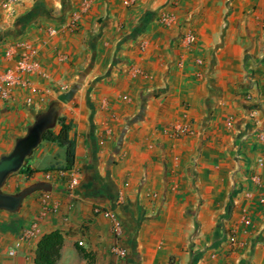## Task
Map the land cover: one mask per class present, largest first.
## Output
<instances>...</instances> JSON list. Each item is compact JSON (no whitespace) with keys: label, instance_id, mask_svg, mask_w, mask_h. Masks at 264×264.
Listing matches in <instances>:
<instances>
[{"label":"crops","instance_id":"obj_1","mask_svg":"<svg viewBox=\"0 0 264 264\" xmlns=\"http://www.w3.org/2000/svg\"><path fill=\"white\" fill-rule=\"evenodd\" d=\"M6 2L0 74L21 59L41 67L18 72L0 98V156L62 102L76 159L44 171L65 164V148L43 141L27 164L37 172L9 177L10 193L52 189L0 210V264H37L55 230L65 235L58 264L88 263L77 243L92 264H264V0ZM177 122L194 131L166 132ZM32 223L38 232L22 236Z\"/></svg>","mask_w":264,"mask_h":264},{"label":"water","instance_id":"obj_2","mask_svg":"<svg viewBox=\"0 0 264 264\" xmlns=\"http://www.w3.org/2000/svg\"><path fill=\"white\" fill-rule=\"evenodd\" d=\"M71 97V93L63 96L66 101ZM64 104L56 102L50 107L36 114L33 123L27 128L23 136L16 138L12 149L0 156V210L18 212L22 206L24 197L36 188L45 191L52 189L50 182L40 181L25 189L10 193L4 190V186L10 176L17 174L24 164L30 159L35 150L44 140V134L56 127L59 117L62 115Z\"/></svg>","mask_w":264,"mask_h":264},{"label":"trees","instance_id":"obj_3","mask_svg":"<svg viewBox=\"0 0 264 264\" xmlns=\"http://www.w3.org/2000/svg\"><path fill=\"white\" fill-rule=\"evenodd\" d=\"M73 123L68 122L65 116H61L58 119V123L55 128L48 130L44 134V140L57 144L60 147L65 148V164L59 166L52 164L44 171L51 170H71L75 164L76 159V141L72 137ZM27 163V162H26ZM23 166L19 173L32 175L37 172L28 165ZM65 235L61 230H55L50 233L44 234L39 240L36 249V263L37 264H58L62 257V250L64 247ZM76 250L80 255L87 259V264H92L93 257L87 252V250L79 243L76 245Z\"/></svg>","mask_w":264,"mask_h":264},{"label":"built area","instance_id":"obj_4","mask_svg":"<svg viewBox=\"0 0 264 264\" xmlns=\"http://www.w3.org/2000/svg\"><path fill=\"white\" fill-rule=\"evenodd\" d=\"M17 0H7L5 5H13L15 4ZM136 0H127L128 4L134 3ZM79 16H75L74 21L72 22V25H75L76 21H78ZM58 32L57 28H52L50 30L51 35H56ZM187 42H193L195 41L194 36L191 34H188L185 38ZM200 62V60H198ZM40 63L37 60H30V59H21L16 63L15 66V72L5 73L3 75L0 74V98L3 100H7L10 97V89L12 86H14L18 79V72H38L40 70ZM72 183L74 185H77L79 183V177L74 176L72 178ZM115 221L114 226V233L116 237H120L123 234V226L121 220L114 214V213H108ZM39 228L36 223L30 224L28 227H26L23 231L22 236L24 237H31L33 234L38 232ZM112 251L118 255L126 256L128 253V250L119 244H114L112 246Z\"/></svg>","mask_w":264,"mask_h":264},{"label":"rangeland","instance_id":"obj_5","mask_svg":"<svg viewBox=\"0 0 264 264\" xmlns=\"http://www.w3.org/2000/svg\"><path fill=\"white\" fill-rule=\"evenodd\" d=\"M135 2H136V1H135ZM135 2H134V3H135ZM134 3H131V4H134ZM131 4H130V5H131ZM166 17H167V16H166ZM162 19H163V21L165 22V17H164V15H163ZM165 23H166V22H165ZM186 36H187V35H185L184 38H183V41H184V43H185L186 45H190V44H193V43L195 42V41H193V42H187V41L185 40ZM198 60H200V62H198ZM195 62H196V64L199 66V68H201L202 65L204 64V59L201 58V57H197V58L195 59ZM200 76H201V74H199V77H200ZM60 117H61V116H60ZM67 121H68V120H67ZM228 123H233L231 118L228 119ZM167 131H168V132H180L181 135H189L190 133H192V132L194 131V129H193L192 122H177V123H174V124L168 125V126L166 127V132H167ZM33 158H34V157H33ZM33 158H31L30 160H33ZM28 161H29V159L26 161V162H27L26 165L28 164ZM40 164L42 165L43 162H40ZM24 165H25V164H24ZM57 165L61 166L59 162L57 163ZM12 176H13V175H12Z\"/></svg>","mask_w":264,"mask_h":264}]
</instances>
